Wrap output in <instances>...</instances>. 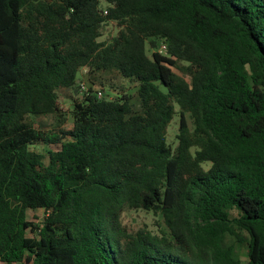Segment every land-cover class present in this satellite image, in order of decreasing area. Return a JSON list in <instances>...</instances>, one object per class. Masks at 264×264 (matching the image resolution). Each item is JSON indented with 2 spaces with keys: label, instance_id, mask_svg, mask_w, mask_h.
Listing matches in <instances>:
<instances>
[{
  "label": "trees",
  "instance_id": "16d2710c",
  "mask_svg": "<svg viewBox=\"0 0 264 264\" xmlns=\"http://www.w3.org/2000/svg\"><path fill=\"white\" fill-rule=\"evenodd\" d=\"M237 248L264 264V0H0V263L243 264Z\"/></svg>",
  "mask_w": 264,
  "mask_h": 264
},
{
  "label": "rangeland",
  "instance_id": "374dc122",
  "mask_svg": "<svg viewBox=\"0 0 264 264\" xmlns=\"http://www.w3.org/2000/svg\"><path fill=\"white\" fill-rule=\"evenodd\" d=\"M117 29L112 25L109 27H106L104 29V36L102 40L108 39L112 35H116ZM86 70H84L81 74L82 77V83L88 88V83L86 81ZM80 84V85H81ZM82 86V85H81ZM126 86L128 88V91H130V94L134 95L133 103L135 104V110L139 111V97L137 96V91L133 85L127 84ZM86 88V89H87ZM82 90V89H81ZM82 90L81 93H84ZM108 93H103L104 96H106ZM112 96H116V92L112 94ZM62 107L64 109H69L70 104L69 101H65L63 98L61 100ZM45 123H50V120H44ZM179 133V118L178 116L175 117L174 121L172 122L170 129H169V135H168V142L173 145L174 147L177 145V134ZM44 211L38 210V211H30L28 213V219L36 224L40 223L44 218ZM123 222L124 225H126L129 229L138 230V229H147V230H153L157 232L159 230L158 224L162 227H165L164 220L161 217L154 216L152 213H149L144 210H127L123 216ZM29 236H33V234L29 233ZM228 243H232V239L229 238ZM237 251L241 256L243 257V264H247V259L245 258L246 249L245 248H237ZM3 264V263H0Z\"/></svg>",
  "mask_w": 264,
  "mask_h": 264
},
{
  "label": "built area",
  "instance_id": "2783aa9c",
  "mask_svg": "<svg viewBox=\"0 0 264 264\" xmlns=\"http://www.w3.org/2000/svg\"><path fill=\"white\" fill-rule=\"evenodd\" d=\"M167 51V47H166V45H162V47L160 48V50H159V52L160 53H165ZM82 86H81V88H82V90H87L88 91V88L84 85V84H81ZM87 88V89H86ZM87 91H83V92H87ZM100 97H101V95H100Z\"/></svg>",
  "mask_w": 264,
  "mask_h": 264
}]
</instances>
